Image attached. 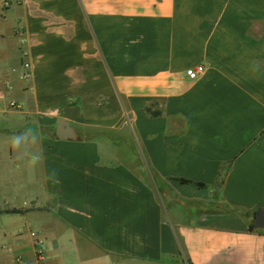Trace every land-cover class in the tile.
I'll return each mask as SVG.
<instances>
[{
    "label": "crops",
    "instance_id": "crops-1",
    "mask_svg": "<svg viewBox=\"0 0 264 264\" xmlns=\"http://www.w3.org/2000/svg\"><path fill=\"white\" fill-rule=\"evenodd\" d=\"M256 210L264 0L0 4V264H264Z\"/></svg>",
    "mask_w": 264,
    "mask_h": 264
},
{
    "label": "built area",
    "instance_id": "built-area-1",
    "mask_svg": "<svg viewBox=\"0 0 264 264\" xmlns=\"http://www.w3.org/2000/svg\"><path fill=\"white\" fill-rule=\"evenodd\" d=\"M9 3H10V0H1L0 1V4L3 8L8 7ZM202 72H203V67L197 66L195 68L186 70L185 75L187 76V78L194 80ZM21 77L24 81H27L29 79L30 73H29V64L28 63H23V71H22ZM9 107L19 109L20 105L14 103V102H10ZM31 236L34 237V234H31ZM34 247H35L36 261L39 264H41L43 259H44V248H43L42 242L40 240H35Z\"/></svg>",
    "mask_w": 264,
    "mask_h": 264
},
{
    "label": "water",
    "instance_id": "water-1",
    "mask_svg": "<svg viewBox=\"0 0 264 264\" xmlns=\"http://www.w3.org/2000/svg\"><path fill=\"white\" fill-rule=\"evenodd\" d=\"M55 136L60 140L73 139L74 133L66 123L58 121L56 124ZM253 228L255 230H264V213H262L261 210H256Z\"/></svg>",
    "mask_w": 264,
    "mask_h": 264
},
{
    "label": "clouds",
    "instance_id": "clouds-1",
    "mask_svg": "<svg viewBox=\"0 0 264 264\" xmlns=\"http://www.w3.org/2000/svg\"><path fill=\"white\" fill-rule=\"evenodd\" d=\"M22 139H23L22 136H16V137H14L13 143H14L15 145H19V144L21 143V140H22ZM32 139L34 140L35 137H33Z\"/></svg>",
    "mask_w": 264,
    "mask_h": 264
}]
</instances>
